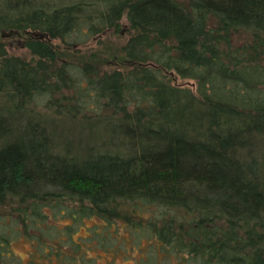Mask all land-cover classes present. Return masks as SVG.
I'll use <instances>...</instances> for the list:
<instances>
[{
  "label": "trees",
  "instance_id": "1",
  "mask_svg": "<svg viewBox=\"0 0 264 264\" xmlns=\"http://www.w3.org/2000/svg\"><path fill=\"white\" fill-rule=\"evenodd\" d=\"M125 15L135 33L114 70L96 52L60 50L122 30ZM238 29L253 42L234 47ZM17 34L37 59L9 54ZM262 53L264 0H0V203L13 207L0 213V247L9 229L76 201L74 218L122 219L134 246L150 240L138 264H264ZM169 70L195 78L198 93ZM42 103L75 118H44ZM44 230L50 255L99 264Z\"/></svg>",
  "mask_w": 264,
  "mask_h": 264
},
{
  "label": "rangeland",
  "instance_id": "2",
  "mask_svg": "<svg viewBox=\"0 0 264 264\" xmlns=\"http://www.w3.org/2000/svg\"><path fill=\"white\" fill-rule=\"evenodd\" d=\"M212 23H216V19L214 21L212 19ZM122 30L115 31L113 28L106 29L102 33L96 35L91 38L86 43L78 44L74 47H63L61 46L60 50L65 51L69 48H73L75 50V55L81 57L83 54H91L95 52L97 53V59L103 65V69L112 71L117 66L118 63L116 61L125 56L124 46L127 40L130 38L132 34H134V30L131 28L130 23L128 21L127 16H123L122 18ZM232 44L234 47H238L241 44H250L253 42V38L250 32L246 31V29H238L237 31H232ZM6 43L8 45L9 54L19 55L28 61H32L33 59H37L38 57L31 51L28 46H25L24 40L22 39L21 34L12 35L10 37H6ZM65 57H71L67 52L64 53ZM260 62L264 64V53L261 54ZM168 79L180 87L191 88L196 93L198 90V82L195 78L192 77H183L178 74L175 70L171 72V70L167 71ZM207 91H210V85L206 86ZM260 92H264V82L258 85ZM73 93L72 90L65 88L62 91V94L68 96ZM62 98L61 92H57L54 95V98ZM62 101L66 103L69 101L64 98ZM56 104L54 103L51 107L45 106L43 103L38 105H33L34 111L42 117L46 118H59V119H67L66 117L75 118L74 115H70L66 108L62 106L58 107L57 111ZM91 115V112L87 113ZM80 118V115L76 117V119ZM72 119H69L71 121ZM79 138H75L78 140ZM17 201V200H16ZM15 201V202H16ZM75 202V203H74ZM70 209H67L65 213H62V209L50 208L46 209L45 215H37V219L40 225H36V227L31 226V228L27 229L21 228L19 229H9L10 233V241L5 242L3 247H0V252H5L4 256L0 255V264H73L77 261L62 260L55 255H50L48 251V245L44 244L43 241L39 240H47L45 226H51L54 229V237L51 240L59 241L60 245H65L67 250L70 253H77L79 256L81 253H87L89 256H96V262L99 264H138L145 257L149 256L146 254L143 258L142 256L145 254V250L149 247V239L141 238L139 244L137 246V239L135 238V234L130 229L126 228V221L119 220L118 222H114V227L107 225V220L100 217L98 214H87L83 217L74 218L75 211L78 208V204L76 201L67 202ZM18 204H14V207H18ZM10 203L1 204L0 203V213L8 216L11 215ZM143 212L144 216H150L152 214V210H140ZM11 221V220H8ZM113 222V221H112ZM15 225V224H14ZM42 225V226H41ZM98 231V233H96ZM109 231V235L112 232H115L118 235V238H107L104 236V233ZM100 233V234H99ZM94 234V235H93ZM93 235L94 237H90ZM40 236V238H37ZM134 237V239H133ZM86 239V240H85ZM94 241L97 242V245H103L102 247H97L96 244L82 243ZM3 243V240L0 241ZM74 242L77 245L74 248H70V245ZM91 243V242H90ZM134 246V247H133ZM106 247L112 248L109 252H106ZM117 247V249H113ZM112 251H117L116 253ZM158 256H162L161 252L157 253ZM67 257H64L66 259ZM142 258V259H141ZM161 258V261L156 262V264H179L177 263V259L175 256L168 257H158ZM67 261V262H66ZM145 263V261H144Z\"/></svg>",
  "mask_w": 264,
  "mask_h": 264
}]
</instances>
